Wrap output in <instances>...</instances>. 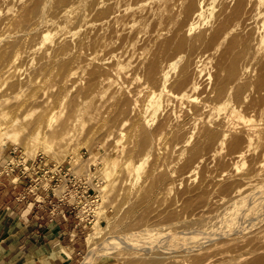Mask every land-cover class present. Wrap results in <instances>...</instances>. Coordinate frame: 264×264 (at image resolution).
Returning a JSON list of instances; mask_svg holds the SVG:
<instances>
[{"label": "bare ground", "instance_id": "6f19581e", "mask_svg": "<svg viewBox=\"0 0 264 264\" xmlns=\"http://www.w3.org/2000/svg\"><path fill=\"white\" fill-rule=\"evenodd\" d=\"M204 20L199 0H0V98L4 91L18 96L0 111V145L20 136L27 162L37 151L59 162L63 140L85 124L97 122L89 135L103 132L107 138L122 137L126 127L125 161L112 180L117 187L123 174L128 181L135 177L136 185L130 180L118 187L124 194L120 201L125 196L138 212L125 226L150 222L161 188L162 198L178 182L197 176L199 182L184 183L176 200L169 196L167 208L161 206L167 203L164 198L163 204L159 200L160 209L166 210L160 217L168 224L202 226L183 233L191 244L177 242L181 257H189L191 264L208 259L264 264V0H220L214 21ZM133 38H140L139 50L145 53ZM197 43L223 48L217 63L222 77L213 84L216 74L204 65L211 58L196 55ZM120 61L128 71L111 69ZM86 63L99 70H82ZM139 82L150 88L142 98L137 95ZM199 90L200 96L195 95ZM71 154L75 174L87 159ZM145 162L151 164L148 173L143 171L147 184L142 180L137 185ZM173 162L181 167L177 175L170 169ZM211 164L227 169V177L213 175ZM242 164L248 168L239 173ZM88 182L106 198L105 187ZM99 205L92 209L96 220L103 215L108 220ZM240 210L245 211L242 232L231 230L227 220L229 213ZM146 231L162 244L172 239L169 232ZM98 232L94 223L79 264H94L106 254L127 264H179L180 255L157 247L154 252L156 244L147 246L136 231L101 241L95 238ZM193 235L201 237L199 244H192ZM68 243L55 251L57 260L70 257Z\"/></svg>", "mask_w": 264, "mask_h": 264}, {"label": "rangeland", "instance_id": "374dc122", "mask_svg": "<svg viewBox=\"0 0 264 264\" xmlns=\"http://www.w3.org/2000/svg\"><path fill=\"white\" fill-rule=\"evenodd\" d=\"M219 3H220V0H199L200 9L205 12V20H208L210 23H212L214 21L216 12L218 11ZM86 6H88V5H86ZM208 8H210L209 11L207 10ZM205 10H207V11H205ZM66 30L69 31V29H66ZM149 40H152V38L149 39ZM134 42L136 43V45L138 47V51H140L142 53H145L146 52V49L143 50V51L139 50L140 44L142 43L141 40H140V38L134 39ZM211 48H212V44H210L209 46H204L201 43H197L196 55L206 54V55H208L209 58H211L208 62H206V60H207L206 59L205 60L206 63H204V65H205L207 71H213L212 73L213 74H216V77H215V79L212 82V84H213L214 82H217V76L219 78L222 77L221 71L217 69V63H218V61L220 60V58L222 56L223 48L222 47H219V48H217L215 50H211ZM260 56H261V58L263 60L264 59V43L261 46V54H260ZM126 64L127 63L122 62V61H120L117 64L112 63L111 64V69H114V70L116 69L117 71H123V70L124 71H128L129 68H128V66ZM82 70H84V71L88 70V73L95 74L99 69L97 70L93 63H86ZM209 86H210V84L206 85V87H209ZM201 91L202 90H199V91L195 92V95L200 96ZM149 92H150V88L148 86H146L144 84H141L140 82H139V84H137V95L139 96V98H142L143 96H146V94L149 93ZM17 97L18 96H15L14 93H11V94L8 93V94H6L5 91H4L3 94H2V98H0V102H1L0 103V111L6 109L10 104H12L14 102V100ZM145 103H146L145 101H142V104H145ZM96 123L97 122H95V121H91V122L85 124L84 127L81 129V131H79L77 134H75L74 136H71V137L63 140V148L62 149L65 150V151H63L61 153V155H62V157L64 155V157L63 158L60 157L61 160L59 161L60 164H62V163L63 164H65V163H69L70 164V162H73V158H72V154L71 153H73V152L78 153L81 158L87 159V160L84 163H82V166L78 169V171L81 172L78 175H77V173H79L78 171H77V173H75L76 175L73 173V165L70 164L71 165V168H72L71 169L72 173L75 175V177L82 178L83 180H86L87 183L89 184L90 182H88V181H90V179L92 180V177L91 178L90 177L88 178V175L91 174L89 172H93L94 175H92V176H94V179L97 180V183L100 184L102 186V188L105 187V192H106V198H103L104 197L103 192H99L98 189L95 188L98 191V195H99V200L97 201V204H100L99 206L105 207V209H106L105 216H107L108 220L106 219V217L104 218L103 217L104 215H103L97 221L96 220V216H94V219L86 225V227L82 231L83 232L82 235L79 234V236H81V241H82L81 242V244H82V253L78 257L73 258L74 260H73V263L72 264H79L80 263L79 261H81L83 259V255L88 251L89 247L87 246V243H86V237L88 236V233L90 231H92V228H93V224L94 223L95 224L96 223L99 224V232L100 233L98 232V236L95 237V238H97L98 241L103 240L105 236H111V238H116L117 235L118 236L119 235H123V232L124 231H125L124 234H126V233L128 234V232L130 233L131 231L132 232L133 231H136L137 234L139 236H141L140 237V240L141 241L142 240L145 241L146 244H147V242L150 243V244L148 243L147 246H151L152 245V247H153L155 244L157 245V246L155 245V248H152L151 249L153 251L155 250L156 253H157V248L159 250H162V252L163 251L165 252L166 249L167 250L169 249L170 250L169 252H173L174 255H177V256L180 255L179 256L180 257V260L183 259V257H181L182 252H179V248L178 247L180 246V243H182V242H184L185 244H191V243H189L191 241H188L187 240L190 237L189 236H187V237L185 236L186 235V232L188 231V229L191 230L192 228L195 229V231H196V229L198 227L200 228V225L192 224L190 226H186L187 224L180 225V223L179 224L178 223L177 224H174V223L168 224L167 222H165L160 217L161 216L160 214H162V216L165 214V211L166 210H163V209L165 207L167 208L168 203H170V197H171V199L173 198L171 201H174V200H176L179 197L178 195H179L180 190H182L185 187V185H186L184 183H190V181L192 180L191 181L192 184L195 185V184H197L199 182V178L196 176L197 178L195 177V179H194L193 178L194 176H192L191 178H189L190 180L188 179L189 182H187V181H185L183 183L178 182L179 184L177 183V181H178L177 180L175 184H178V186L175 185L174 190L172 189L173 192H172V190L171 191H168L167 193L169 195L166 193L164 195V197H162V198H164L165 202H167V203H164V206L161 205L164 202V200L162 201L161 196H163L162 192L165 193V191H164L165 189L162 190V188H161L160 189V190H162L161 193H160V190H159L160 198L158 197L159 198L158 199V205L159 206L157 208V211H155L156 213L158 212V216L154 212V214L152 213V219L148 223L147 222L146 223H137L136 224L137 226L136 225H133V226H125V222H131V221H133L137 217L138 212H134V211L131 210V208H130L131 205H129L127 203V201H125V196L122 197L123 199H122V201H120L121 200V197L120 196H123L124 194L121 195L122 194L121 193V190L119 188V191H120L119 192L118 191V187H120V185H123V184H129L130 182L132 184H135V177L131 175L130 176L131 178H129V181L130 180L131 181L129 182L128 181V175L126 176V175L123 174L121 176V181H123V176H124V178L125 177H127V178H125L123 182L119 181L120 182V185L118 183L117 184V187L112 184V180H113V176L116 175L121 170V165L125 161V153H124V150H123V147H124L123 144H125L124 142H125V138H127V131L128 130L125 127L123 129V133L125 135H123L122 137L120 135L110 136V137H113L112 139H109L110 137H108V138L105 137L103 132H100V133H97V134H94V135L90 136L89 135V132L91 130L90 128H91V126L93 124L96 125ZM101 137H102V139H101ZM105 138L109 139V141L107 139H105ZM102 141H103V143H102ZM118 149H119V151H118ZM14 150H16V153H13ZM15 154L18 155V156L20 155V157L19 158L18 157L15 158L14 157ZM38 155H44L49 161L59 163L58 162L59 159H57V158H54L53 159V156H50V155H48V154H46L44 152H41V151H37V153L35 154V157L31 161L27 162V160H26L27 159V155L24 153V140L22 139V137L18 136L17 140H13L11 138H7L5 140V143H3V144L0 145V170H1V166L4 165V164H7L8 162H12L15 165L18 164V163H23L27 169H33L34 162H35V158ZM122 157H124V158H122ZM25 160H26V163H25ZM135 162H137V159H135ZM138 162H139V160H138ZM148 163H149V161H148ZM150 165L151 164L148 165L146 162L145 163H142V165L140 166V169H139V171L141 172V175H143V173H145L147 171L146 168H148ZM166 165L167 164L164 165L165 168L168 167ZM177 165H178V167H177ZM177 165L174 162L173 163H170V166H171L170 169L173 166V168H172V170L174 171L173 172V175H177L179 173V171L181 172V167H179L180 165L179 164H177ZM150 167L148 168V170H150ZM164 167H163V169L165 170ZM208 167L213 171V175H216L217 174V175H220L221 177H224V178L227 177V175H228L227 169H224V167H221L220 165L211 164V165H208ZM247 168H248V166L246 164L240 165V167L238 169L239 170V173H241L244 169H247ZM176 170H177V172H176ZM87 171H88V175H87ZM143 171H145V172H143ZM147 173H148V171H147ZM147 173L145 175H143V176H140L139 175V179L136 180L137 181V185L140 184L142 180H144V181L146 180V184H147V179H146ZM107 175H109V177H106ZM133 177H134V179L132 181V178ZM98 178H100V179H98ZM149 179L151 180V178H149ZM149 179H148V183L149 182L152 183L153 180L149 181ZM66 182L67 181H64L63 180L62 183H61V185H60V187L58 189H56V193L58 195H60L62 193V191H64V189L66 188ZM44 186L46 188L48 187L47 185H44ZM113 186H115V188H113ZM117 191H118L119 194H117ZM101 195H102V197H101ZM166 199H168L169 202L166 201ZM159 200H160V203L162 202L161 204L159 203ZM126 203H127V205L129 207L126 205ZM160 205L162 206L163 209H160L161 208ZM95 206L96 205L92 206V209H94ZM121 208H122V211L120 210ZM83 209H85V207ZM83 209H82V211H83ZM92 213L94 214L93 211H92ZM176 213H178L180 216H182V214L180 213V211L179 212L177 211ZM244 213H245V211H242V210H240L238 212L232 211L231 213H229V218L227 220L229 221L228 222L229 223V228H231V230H234V231L237 230L238 232L244 231V229H245V226L243 225L244 223H242L241 220H240V217ZM117 214L118 215L121 214V216H118ZM123 214H126V215L124 216ZM213 214L214 213H211V215H213ZM158 217H160V219H159L160 221L157 220ZM153 219L154 220L156 219V221H154ZM106 220H107L108 223L106 222ZM111 220L113 222H115V223H116V221H118V224H120V225H118L117 223L116 224L114 223V225H113L114 227H113L111 225L112 223L110 222ZM105 224L108 227V229L106 228ZM111 226H112V228H111ZM141 226H143V227H141ZM144 227H146V229ZM102 228L103 229L106 228V229L103 230ZM142 228H143L144 232H145V230H148V229L149 230H153L152 233H156V232H160V231L169 232V233H171L172 239L171 240L169 239L168 241L165 240L166 241V244H165V241L162 244L163 240H160V242H159L158 241L159 238L155 237L154 235L153 236L152 235H147V234H149L148 231H146L145 234H144L142 232ZM201 228H202V226H201ZM127 230H130V231H127ZM137 230H140V232L137 231ZM182 230L183 231L185 230V231L183 232ZM181 231H182V233H181ZM176 232H178V233L180 232L181 234L179 233V235H178V233H176ZM110 233H111V235H110ZM141 233H143V236L140 235ZM172 233H174V234H172ZM145 235L148 236V239H147V237H145L146 239L144 238ZM176 235H177V237L179 239L176 237ZM193 236L195 238L194 237H193V239L191 238L192 239V244H193L194 241H197L198 244H199V242L201 241V237H196V235H193ZM142 238H144V239H142ZM183 238H187L186 239L187 241L186 240H183ZM94 241H95V239H94ZM157 241L159 243V247H158ZM177 242L179 243V246H178ZM196 244H194V245H196ZM207 244H209V243H206L205 246ZM181 246H182V244H181ZM60 247H62V246H60ZM103 247L104 246L101 247L102 250H105V248H103ZM67 250L69 252V246H67ZM102 250H100V253H103ZM104 252H106V250ZM51 257L52 256H50L47 259L48 264H51V261H50L51 260ZM184 258L185 259H183V260L185 262H182V260H181V264H191L189 262V261H191V259H189V257H184ZM177 259H178V262L177 263L180 264V260H179L178 257H177ZM186 259H187V261H186ZM209 260H211V259H208L206 261V264L212 263V260L210 261V263H207ZM49 261H50V263H49ZM194 261H192V264L196 263ZM61 262L63 264H69V259L66 258L64 261L61 260ZM116 262H117V264H127L126 262L123 263L120 260L113 259L108 254H106L104 256L98 257L96 259V262L94 264H116ZM214 262H216L217 264L218 263L223 264V263H221L219 261H214L213 260V263ZM216 263H214V264H216ZM133 264H135V263H133ZM163 264H171V263H163Z\"/></svg>", "mask_w": 264, "mask_h": 264}, {"label": "crops", "instance_id": "0c3cea01", "mask_svg": "<svg viewBox=\"0 0 264 264\" xmlns=\"http://www.w3.org/2000/svg\"><path fill=\"white\" fill-rule=\"evenodd\" d=\"M5 165L0 170V264H48L50 256L51 264H63L54 253L65 241L72 264L82 253L79 234L86 225L58 204V188L42 184L43 189L27 192L34 169L6 172Z\"/></svg>", "mask_w": 264, "mask_h": 264}, {"label": "built area", "instance_id": "2783aa9c", "mask_svg": "<svg viewBox=\"0 0 264 264\" xmlns=\"http://www.w3.org/2000/svg\"><path fill=\"white\" fill-rule=\"evenodd\" d=\"M13 153H16V150ZM14 157L19 158L20 155L15 154ZM20 166L25 173L29 172L30 169H26L23 163L15 165L12 162H8L4 168L6 172H13L19 169ZM33 169L35 170L34 178L27 185L28 193L43 189L42 184L48 185L49 188L51 186L52 190V188H59L63 180L67 181L64 191L56 196L58 204L68 208L78 223L83 222L87 225L94 219L92 206L96 205L99 200L98 191L90 183L88 184L86 180L75 177L71 172L69 163L51 162L44 155H38L35 158ZM91 183H97V180L93 178ZM84 207L85 209H83Z\"/></svg>", "mask_w": 264, "mask_h": 264}]
</instances>
